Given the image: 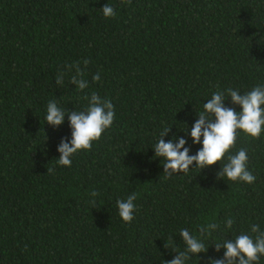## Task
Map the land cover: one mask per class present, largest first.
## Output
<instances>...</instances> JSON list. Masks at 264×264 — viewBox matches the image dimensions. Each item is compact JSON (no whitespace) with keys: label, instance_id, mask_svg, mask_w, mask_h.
<instances>
[{"label":"trees","instance_id":"trees-1","mask_svg":"<svg viewBox=\"0 0 264 264\" xmlns=\"http://www.w3.org/2000/svg\"><path fill=\"white\" fill-rule=\"evenodd\" d=\"M258 84L264 0H0V264H168L186 251L182 228L206 246L185 264L222 260L225 241L264 225V134L238 133L221 162L187 172H166L154 147L184 139L195 155L190 131L211 94ZM92 92L112 102L113 124L59 166L68 116ZM52 100L65 111L56 128ZM242 148L253 184L220 175ZM132 194L124 223L116 201Z\"/></svg>","mask_w":264,"mask_h":264},{"label":"clouds","instance_id":"clouds-1","mask_svg":"<svg viewBox=\"0 0 264 264\" xmlns=\"http://www.w3.org/2000/svg\"><path fill=\"white\" fill-rule=\"evenodd\" d=\"M100 13L104 18H113L115 9L107 3ZM84 75L85 71L79 68L76 69L75 75H70L71 82L76 83L79 90L88 87L83 79ZM100 78V74L97 73L92 80L99 81ZM226 99H230L231 104L238 107L239 111H236V107H225ZM64 118L63 108L59 107L56 101H49L45 122L56 128L64 122ZM114 119L115 110L112 102L96 92L90 93L87 108L84 111H74L68 116L71 140L61 141L59 144L58 165L70 167L73 155L82 150H89L92 143L99 140L102 133L112 126ZM167 131L168 128L164 129L160 135H165ZM238 133L251 139H257L264 134V84H258L243 94L233 88L214 91L210 99L203 104L199 119L190 131L192 144H199V151L195 155H189L190 150L185 147L184 139H179L175 143L171 140L165 143L160 139L154 147L155 157L163 158L166 172H187L189 166L193 164L199 169L207 168L222 161L235 144ZM220 175L227 181L245 184H253L256 180L248 170V154L243 148L235 155L227 156ZM90 194L98 195L94 191ZM135 200L136 195L132 194L124 200L116 201L118 216L122 222L130 223L133 220ZM179 235L186 245V251L177 255L168 264H185L189 254L197 256L206 252L205 242L190 234L187 228H182ZM220 247L218 243L217 250ZM222 247L223 259L213 260L210 264H225V261L227 264H259L264 257V225L252 223L248 232H241L233 240L225 241Z\"/></svg>","mask_w":264,"mask_h":264}]
</instances>
